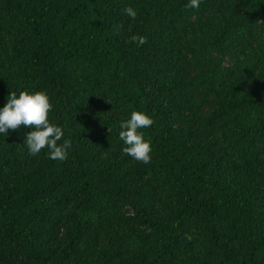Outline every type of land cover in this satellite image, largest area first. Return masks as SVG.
Wrapping results in <instances>:
<instances>
[{"label": "trees", "instance_id": "obj_1", "mask_svg": "<svg viewBox=\"0 0 264 264\" xmlns=\"http://www.w3.org/2000/svg\"><path fill=\"white\" fill-rule=\"evenodd\" d=\"M188 2L0 0V108L46 91L72 140L58 161L22 156L30 127L0 134V264H264V46L202 117L183 30L217 15L224 59L249 16L264 35V0ZM134 110L155 121L147 165L122 152Z\"/></svg>", "mask_w": 264, "mask_h": 264}, {"label": "clouds", "instance_id": "obj_2", "mask_svg": "<svg viewBox=\"0 0 264 264\" xmlns=\"http://www.w3.org/2000/svg\"><path fill=\"white\" fill-rule=\"evenodd\" d=\"M201 2L202 0H189L184 7L198 9ZM123 11L131 19H136L137 12L131 6L125 7ZM130 41L142 46L148 39L143 35H133ZM52 108L53 104L46 91L24 89L19 91V94L11 91L7 102L0 108V134L7 136L9 130L16 131L22 126L30 127L32 131L25 134L24 140L30 155L37 156L42 150L47 149L49 159L65 161L72 147V140L63 139L62 126L50 122L49 113ZM154 123V119L148 113L139 110L132 111L129 119L121 120L119 139L125 145L122 149L124 155L145 165L151 163V137L145 138L142 129L149 128Z\"/></svg>", "mask_w": 264, "mask_h": 264}, {"label": "rangeland", "instance_id": "obj_3", "mask_svg": "<svg viewBox=\"0 0 264 264\" xmlns=\"http://www.w3.org/2000/svg\"><path fill=\"white\" fill-rule=\"evenodd\" d=\"M218 25L217 15L196 11L186 17L183 26L186 52L191 61L192 99L199 105L202 117H208L219 104V98L230 86L231 71L238 73L244 67H253L262 62L264 35L254 16H249L240 30V46L224 59L219 58L212 42ZM231 113V110L226 113L225 120ZM24 140L22 137L15 138L22 156L30 158L32 155L29 154Z\"/></svg>", "mask_w": 264, "mask_h": 264}]
</instances>
